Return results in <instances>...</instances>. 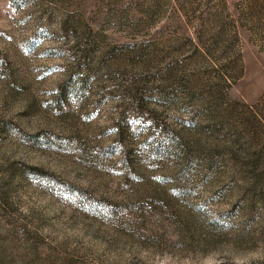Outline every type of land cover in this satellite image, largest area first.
Instances as JSON below:
<instances>
[{
	"label": "rangeland",
	"instance_id": "374dc122",
	"mask_svg": "<svg viewBox=\"0 0 264 264\" xmlns=\"http://www.w3.org/2000/svg\"><path fill=\"white\" fill-rule=\"evenodd\" d=\"M0 264H264V0H0Z\"/></svg>",
	"mask_w": 264,
	"mask_h": 264
}]
</instances>
